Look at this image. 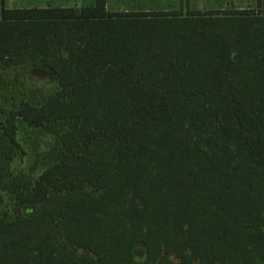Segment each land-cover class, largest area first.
<instances>
[{"label": "trees", "instance_id": "obj_1", "mask_svg": "<svg viewBox=\"0 0 264 264\" xmlns=\"http://www.w3.org/2000/svg\"><path fill=\"white\" fill-rule=\"evenodd\" d=\"M258 1L187 14L113 13L108 0L0 9V68L29 60L60 87L1 123L0 184L18 119L57 145L36 182L11 180L21 210L0 217V264H264Z\"/></svg>", "mask_w": 264, "mask_h": 264}, {"label": "rangeland", "instance_id": "obj_2", "mask_svg": "<svg viewBox=\"0 0 264 264\" xmlns=\"http://www.w3.org/2000/svg\"><path fill=\"white\" fill-rule=\"evenodd\" d=\"M93 0H0V9L40 7H83ZM258 0H108V10L122 12H172L189 11H240L258 10ZM60 90L56 83L40 80L33 76L30 61L9 63L0 68V135L5 114L18 109L21 104L34 106L45 104ZM17 139L20 148L15 150L10 164L11 178L0 184V217L13 220L20 208L14 199L13 188L21 189L36 182L53 163L54 148L57 145L54 134L46 128L30 126L23 119L17 120ZM14 180V184L11 182ZM85 193H92L87 186ZM138 251L136 259H140ZM160 264H180L174 257L163 258Z\"/></svg>", "mask_w": 264, "mask_h": 264}, {"label": "crops", "instance_id": "obj_3", "mask_svg": "<svg viewBox=\"0 0 264 264\" xmlns=\"http://www.w3.org/2000/svg\"><path fill=\"white\" fill-rule=\"evenodd\" d=\"M94 3V0L92 1L91 4L89 5H92ZM86 6V5H85ZM40 8H43V7H40ZM44 8H70V7H44Z\"/></svg>", "mask_w": 264, "mask_h": 264}]
</instances>
